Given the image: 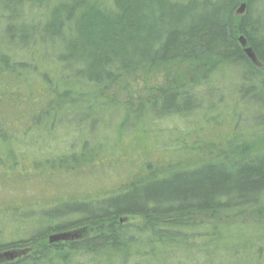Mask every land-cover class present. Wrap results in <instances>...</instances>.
I'll return each instance as SVG.
<instances>
[{"label":"trees","instance_id":"trees-1","mask_svg":"<svg viewBox=\"0 0 264 264\" xmlns=\"http://www.w3.org/2000/svg\"><path fill=\"white\" fill-rule=\"evenodd\" d=\"M242 3L245 8L239 14ZM263 7L261 0H111L108 6L98 0H58L43 23L5 24L0 32V166L8 167L5 174L15 180L13 187L28 184L31 178L40 180L62 170L67 173L64 165H87L91 160L82 158L84 151L69 153L66 160L56 152V137L47 135L56 122L53 106L62 102L59 109L78 111L90 104L86 95L66 86L69 81L59 78L56 67L51 72L44 70L46 54L42 51L41 55L40 47L46 42L56 54V63L70 72V78L84 80L87 87L113 83L139 70L170 66L188 67L195 74L193 79L201 73V80H206L209 70L228 62L242 69L241 80L248 85L242 91L257 94L258 85L264 91ZM13 46L30 49L28 61L11 55L8 50ZM245 47L251 48L260 65L246 56ZM186 72L177 73V79L186 78ZM187 92L179 84L161 87L155 103L145 99L134 107L135 120L140 121L147 103L152 109L161 104L164 112L177 111L178 104L189 109L194 98ZM260 103L264 105V98ZM128 131L135 142L130 152L144 150L142 127ZM123 140L117 138L115 146ZM80 147L83 150L85 144ZM228 149L221 158L190 165L192 150L181 147L175 159L182 156L187 161L159 169V174L152 164H146V158L137 171L152 177L137 176L116 194L95 198L88 191L78 196L65 190L66 196L38 210L16 202L0 217L35 212L43 222L32 228L28 238L0 243V250L37 247L50 233L76 230L79 239L38 245L36 251L29 249V254L8 264L50 259L49 248L57 252L118 251L131 241L132 229L120 217L141 216L147 228L163 237L169 230L195 225L194 214L256 205L264 198V150L247 142L233 146L231 141ZM18 165L22 170L15 173Z\"/></svg>","mask_w":264,"mask_h":264},{"label":"rangeland","instance_id":"rangeland-1","mask_svg":"<svg viewBox=\"0 0 264 264\" xmlns=\"http://www.w3.org/2000/svg\"><path fill=\"white\" fill-rule=\"evenodd\" d=\"M46 1L0 0V32L7 23H43V18L58 2ZM98 1L106 6L111 4V0ZM261 2L264 6V0ZM40 48L41 55L42 51L46 54L43 60L48 64L44 70L51 72L56 67L59 78L69 81L66 86L86 95L90 104L89 108L82 107L78 111L59 109L62 102L53 106L56 122L54 130L47 135L56 137V152L66 160L69 153L81 151H84L83 159L91 160L87 165H64L67 173L62 170L40 180L31 178L30 183L26 181L16 187H13L15 180L5 174L8 167L0 166V213L16 202L24 203L28 209L33 206L41 209L43 205L59 200L60 196H66L63 193L67 190L78 196L88 191L95 198L116 194L137 176L152 177L150 173L143 176L144 171H137L144 166L146 158V164H152L153 170L157 168L158 174L159 169L187 161L182 156L175 159L180 155L181 147L192 150V159L188 160L190 165L223 157L229 152L228 141L233 146L247 142L259 151L264 150V105L260 103L264 91L258 85L257 94L243 92L241 87L248 85L242 82V69L236 64L227 62L209 70L206 80H201L204 79L201 73H197L200 78L193 79L195 74L192 76L193 70L188 67L178 70V67L170 66L139 70L121 76L113 83L87 87L84 80L70 78V72L56 63V54L48 48V42ZM8 52L17 60L31 57L30 49L20 50L13 46ZM255 64L260 65L258 61ZM179 72H186L187 80L185 77L177 79ZM177 84L194 98L189 109L178 104L177 111L164 112L161 104H155L154 110L144 102V112L139 114L141 124L137 123L138 115L133 112L137 104L145 99L151 103L161 87L171 88ZM89 104L86 102L85 105ZM137 126L146 133L143 136L145 149H138L133 154L130 149L135 147V142L128 130ZM121 137L123 142L115 146L114 142ZM81 144H85L83 150ZM193 146L196 148L190 149ZM18 169L22 170L21 166L16 167L15 173ZM162 173L164 175L166 171L162 170ZM23 214L0 217V243L28 238L32 228L43 222L38 213ZM194 216L195 225L169 230L163 237L147 228L141 216L120 217L121 222L132 227L129 231L131 241L120 250L57 252L49 248L46 254L51 258L40 259L35 264H264V198L256 205L241 206L239 210ZM48 236L37 242V247L0 250V264L15 262L18 256L29 254V249L36 251L38 245L50 244Z\"/></svg>","mask_w":264,"mask_h":264},{"label":"water","instance_id":"water-1","mask_svg":"<svg viewBox=\"0 0 264 264\" xmlns=\"http://www.w3.org/2000/svg\"><path fill=\"white\" fill-rule=\"evenodd\" d=\"M244 8H245V4L242 3L237 12L238 13H242L244 11ZM239 42L244 46L245 45V41L243 39L242 36L239 37ZM244 52L246 54V56L253 62V63H256V58L254 56V53L252 52L251 48L250 47H245L244 48ZM121 220V219H120ZM78 238L79 237V233L78 231H67V232H57V233H53V234H50L48 236V242L49 243H53V242H57V241H66V240H71L73 238Z\"/></svg>","mask_w":264,"mask_h":264}]
</instances>
